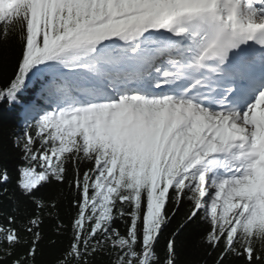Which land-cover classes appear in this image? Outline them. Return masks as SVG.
I'll list each match as a JSON object with an SVG mask.
<instances>
[{
	"label": "snow or ice",
	"instance_id": "snow-or-ice-1",
	"mask_svg": "<svg viewBox=\"0 0 264 264\" xmlns=\"http://www.w3.org/2000/svg\"><path fill=\"white\" fill-rule=\"evenodd\" d=\"M13 42L0 261L43 264L48 218L52 264H178L189 230L197 264H264V0H0Z\"/></svg>",
	"mask_w": 264,
	"mask_h": 264
},
{
	"label": "trees",
	"instance_id": "trees-1",
	"mask_svg": "<svg viewBox=\"0 0 264 264\" xmlns=\"http://www.w3.org/2000/svg\"><path fill=\"white\" fill-rule=\"evenodd\" d=\"M18 47L15 43L10 45H0V62L4 67L0 69V87L6 86L12 75L13 65L15 62ZM32 94V91H27ZM27 96L22 99L27 100ZM21 125V107H9L6 103L0 105V167L7 168L12 176V182L8 185L9 188H14L15 179L17 177V166L22 163L21 153L12 144V134L17 132ZM65 207L61 208V215L64 222L68 220V214L71 209L66 207L67 201H63ZM29 205V210H31ZM12 204L7 199L0 198V223H5L4 215L11 211ZM54 221L48 218L45 219L44 231V255L42 257L43 264H52L56 256L59 254L60 249L68 243L67 236H56L53 230ZM119 223V222H118ZM175 225L170 226L174 228ZM121 230L123 226L120 225ZM168 230H165V236L161 237L160 246L163 247ZM196 232L189 230L181 237V242H178L179 261L178 264H197V261L203 255L200 248L196 245ZM56 240V244L51 241ZM106 259V258H105ZM0 264H9L7 260L0 261ZM98 264H104V261H98Z\"/></svg>",
	"mask_w": 264,
	"mask_h": 264
},
{
	"label": "rangeland",
	"instance_id": "rangeland-1",
	"mask_svg": "<svg viewBox=\"0 0 264 264\" xmlns=\"http://www.w3.org/2000/svg\"><path fill=\"white\" fill-rule=\"evenodd\" d=\"M31 86H32V85H31ZM31 86H30V87H31Z\"/></svg>",
	"mask_w": 264,
	"mask_h": 264
}]
</instances>
